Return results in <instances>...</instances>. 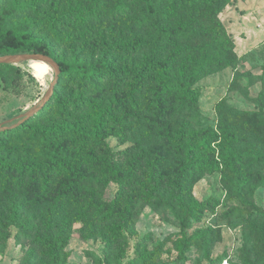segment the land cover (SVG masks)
I'll use <instances>...</instances> for the list:
<instances>
[{
  "label": "trees",
  "instance_id": "16d2710c",
  "mask_svg": "<svg viewBox=\"0 0 264 264\" xmlns=\"http://www.w3.org/2000/svg\"><path fill=\"white\" fill-rule=\"evenodd\" d=\"M233 1L119 0L121 13L134 12L132 22L126 26L131 36L121 33L117 39L111 38L112 41L101 38L99 49L95 47L98 52L93 49L92 53L98 56L91 59L58 57L39 33H48L60 43L69 42L59 29L66 16L100 18L97 1L80 5L79 1L72 4L67 0V6L61 2L56 6V0H9L2 6L0 3V55L43 53L57 62L59 73L53 92L37 114L54 108L62 118L59 123L35 125L27 123V119L0 133L5 137L14 136L19 143L34 149L23 161L10 163L0 158V185L11 191L24 188L27 182L32 189L40 183L45 193L56 186V198L76 207L69 221L88 222L92 227L80 237L97 236L96 225H111L112 239L106 242L107 247L127 244L125 232H131L134 226L138 201L166 204L180 224L178 258L183 259L189 249L185 233L189 219L200 208H207L211 201H200L190 194L191 174L222 168L227 174L224 177L228 183L227 201L237 200L246 205L243 191L252 184L253 171L259 170V184L264 186V151L247 141L245 132L248 129L255 133L264 126L261 113L264 94L256 97L260 108L250 112L226 107L220 100L217 127L207 129L198 108L199 88L194 86L206 74L235 67L242 57L234 51L232 35L218 17ZM19 15L23 16L20 22L12 21ZM72 42L79 44L84 40L75 38ZM11 72L15 73L11 84L0 89L9 90L20 79L18 66L0 64V81L7 82ZM91 90L101 98L109 96V100L105 104L101 100L95 107L97 117L88 121L79 113L88 106L90 99L85 95ZM129 103L137 113L117 115L119 108ZM127 115L140 125L142 121L149 122V135L152 137L158 132V140L173 151L177 171L165 185L155 182L154 175L169 159L167 156L152 157L138 149L139 156L124 167L104 142L106 126L127 121ZM4 141L0 139V145ZM131 150L135 148L123 154H131ZM85 157L90 160L87 165ZM143 162L149 170L146 175L149 184L137 180L144 170ZM96 172L118 180L117 193L109 202L99 200L98 194L104 185H94L91 175ZM80 192L86 193L85 199L80 198ZM253 212L264 217L262 209L255 208ZM9 220L11 225L19 227L16 216ZM91 222L94 223L91 225ZM55 227L57 223L51 228ZM55 229L41 236L21 231L20 223V235L44 247L42 253L50 264H62L58 254L70 233L56 236ZM9 237V231L1 234L3 249ZM203 238V235L196 237L202 241ZM203 242L205 246L210 245L209 240ZM150 258V255L138 254L133 260L145 264Z\"/></svg>",
  "mask_w": 264,
  "mask_h": 264
},
{
  "label": "rangeland",
  "instance_id": "374dc122",
  "mask_svg": "<svg viewBox=\"0 0 264 264\" xmlns=\"http://www.w3.org/2000/svg\"><path fill=\"white\" fill-rule=\"evenodd\" d=\"M8 1L0 0L1 6ZM70 1L72 4L79 1L78 4L83 5L88 4L90 0ZM92 1L98 2L100 18L89 15L66 16L60 26V33L67 36L69 42L60 43L48 33H39L50 43L58 57L97 58L98 54L92 56V53L93 49L98 52L101 38L112 41L111 38L117 39L121 33L131 36L126 26L132 22L133 10L121 13L119 0ZM236 1L230 4L231 8L221 14L223 8L218 15L221 22L224 21L222 23L227 33L234 35L235 39H245L246 45H251L253 38H261L252 50L242 55L235 67L206 74L195 83L194 86L199 88L198 108L201 120L207 129L217 127V104L220 100H223L226 107L250 112L260 108L256 97L260 93L264 94V34L261 32L260 36L252 35L257 29L263 28L264 31V0H246L240 10ZM59 3L67 6V0H56L55 5ZM22 19L23 16L19 15L12 21L20 22ZM245 23H248L246 27ZM75 38L83 39L84 42L75 44L72 42ZM196 47L194 44V48ZM13 65L19 67L20 79L10 87L14 90L0 89V123L33 107L43 97L53 79V69L50 70L43 62L30 60ZM14 76V72L9 73V80L0 81V87L10 85ZM86 93L85 97L90 99V102L79 114L89 121L97 117L96 105L101 100L103 104L107 103L109 96L101 98L92 90ZM96 98L97 101L93 102ZM49 104L52 105V100ZM140 107H143L142 103ZM261 109L264 119V104ZM124 112L137 113L130 103L119 108L117 115ZM37 113L30 116L27 123H59L62 119L54 108L45 109L41 115ZM130 117L127 115V121L109 123L104 130V142L109 150L113 151V156L119 157L118 164L124 167L131 165L139 156L138 149L152 157L167 156L169 159L161 164L154 175L155 182L165 185L177 171L173 151L158 140V132L152 137L149 135V122L142 121L140 125ZM245 132L247 141L264 151V126L255 133L248 129ZM0 139L5 140L4 144L0 145V158L10 163L23 161L27 155L31 156L34 152V149H29L26 143H19L14 136L0 135ZM132 147L135 150H131V154H123V151ZM85 160L87 165L90 160L88 157H85ZM143 164L144 170L137 180L149 184L146 177L149 170L146 162ZM258 172L259 170L253 171L252 184L243 191L244 199L251 207L237 200L227 201L228 183L224 180L227 174L222 168L190 175V194L197 200L211 201L207 208H200L189 219V227L185 230L189 238V249L183 259L178 258L180 224L166 204L138 201L135 204L134 226L131 232H125L127 244H113L107 247L106 242L112 239L111 225H96L97 236L80 237V234H88L92 227L88 222L69 221L75 215L73 211L76 207L56 198V186L45 193L40 183L32 189L30 182H27L24 188L11 191L0 185V260L5 259V264H50V260L42 253L44 247L34 245L29 238L20 235V223L21 231L41 236L54 230L56 227H51L57 223L56 236L70 233L66 245L58 254L62 264H143L133 260L138 254L151 256L145 264H264V217L253 212L255 208L264 210V186L259 184ZM91 176L96 187L104 185L98 194L99 200L109 202L117 193L118 180L113 176L99 175L97 172ZM79 196L85 199L86 193L80 192ZM11 216L18 218L19 227L10 224ZM93 223L91 222V225ZM8 231L10 237L3 249L1 234ZM198 235H203V241L209 240L210 245L205 246V242L196 239ZM137 243L139 250L136 252Z\"/></svg>",
  "mask_w": 264,
  "mask_h": 264
},
{
  "label": "water",
  "instance_id": "95a60500",
  "mask_svg": "<svg viewBox=\"0 0 264 264\" xmlns=\"http://www.w3.org/2000/svg\"><path fill=\"white\" fill-rule=\"evenodd\" d=\"M40 61L47 63L53 69V79L46 90L43 97L30 109L27 111L12 117L11 119L5 120L0 123V131H4L10 128H13L25 120H27L30 116L34 115L38 112L47 100L50 98L54 85L56 84L58 73H59V66L57 62L50 56L43 54V53H15V54H8V55H0V64H15L22 61Z\"/></svg>",
  "mask_w": 264,
  "mask_h": 264
},
{
  "label": "crops",
  "instance_id": "0c3cea01",
  "mask_svg": "<svg viewBox=\"0 0 264 264\" xmlns=\"http://www.w3.org/2000/svg\"><path fill=\"white\" fill-rule=\"evenodd\" d=\"M235 1V0H234ZM245 1L246 0H237L236 1V6H238V10H240L241 9V5H244L245 4ZM258 1V0H257ZM260 4V3H259ZM227 8H231V5L230 4H228V5H226L225 7H224V9H223V11L221 12V14L223 13V12H225L226 11V9ZM235 12V11H234ZM240 12V11H239ZM236 14V13H235ZM222 22H224V21H222ZM259 23V22H258ZM224 24V23H223ZM248 25V23L246 24L245 23V26L244 27H246ZM244 27H242L241 26V28H244ZM263 28H260V29H257L256 31H254L253 32V36H256V35H258V36H260V34H261V32H263L262 34H264V31L262 30ZM232 38H233V41H234V51L236 52V54L238 55V56H241V55H244L245 53H247L248 51H250V50H252L253 48H254V46H255V44H256V42L259 40V38H261V37H257V38H253L252 39V42H251V45H246L245 43H246V41H244L245 39H240V38H238V39H235V36L234 35H232ZM247 39H250V38H247ZM244 41V42H243ZM243 43V44H242ZM236 45V46H235ZM5 262H6V260L4 259V260H0V264H5Z\"/></svg>",
  "mask_w": 264,
  "mask_h": 264
},
{
  "label": "bare ground",
  "instance_id": "6f19581e",
  "mask_svg": "<svg viewBox=\"0 0 264 264\" xmlns=\"http://www.w3.org/2000/svg\"><path fill=\"white\" fill-rule=\"evenodd\" d=\"M43 63H45V62H43ZM46 65H48L47 63H45ZM49 66V65H48ZM49 68H50V70H51V67L49 66Z\"/></svg>",
  "mask_w": 264,
  "mask_h": 264
}]
</instances>
